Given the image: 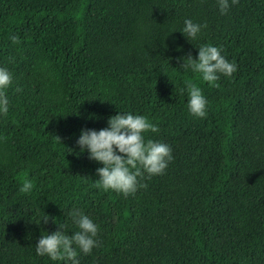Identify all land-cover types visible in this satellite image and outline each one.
<instances>
[{"label": "trees", "instance_id": "obj_1", "mask_svg": "<svg viewBox=\"0 0 264 264\" xmlns=\"http://www.w3.org/2000/svg\"><path fill=\"white\" fill-rule=\"evenodd\" d=\"M185 18L206 25L192 42L178 30ZM205 43L237 65L215 86L179 67ZM0 66L12 73L0 264H62L35 242L57 223L77 230L73 209L99 226L80 264H264V0H229L223 15L217 0H0ZM185 81L201 88L206 116L188 113ZM119 110L155 123L146 136L173 156L127 197L97 187L101 164L76 144Z\"/></svg>", "mask_w": 264, "mask_h": 264}, {"label": "clouds", "instance_id": "obj_2", "mask_svg": "<svg viewBox=\"0 0 264 264\" xmlns=\"http://www.w3.org/2000/svg\"><path fill=\"white\" fill-rule=\"evenodd\" d=\"M231 2L235 3V0ZM217 7L220 14H225L229 0H217ZM204 27V23L185 18L178 30L192 42L198 39ZM10 40L18 43L15 35H11ZM180 59V68L213 86L221 75L231 77L237 70V65L222 55L218 46L210 43L200 44L195 58L189 53ZM11 83L12 73L6 66H0V115L9 110V98L5 93ZM179 91L186 96L188 113L195 117L206 116L207 99L196 83L185 81ZM158 131V126L145 115L119 110L107 118L106 127L81 128L76 144L80 152L87 150L89 159L101 164L95 169L97 187L127 197L146 186L140 177L162 174L173 158L169 144L146 136L148 132ZM32 189L33 183L28 178L19 187V191L25 194ZM69 217L77 230L69 234L64 230V223H57L58 227L51 232L44 230L35 242L37 256H47L49 260L62 264H80L78 253L88 254L98 246V224L79 209L71 210ZM41 219L47 222L48 214L35 221L39 223Z\"/></svg>", "mask_w": 264, "mask_h": 264}]
</instances>
